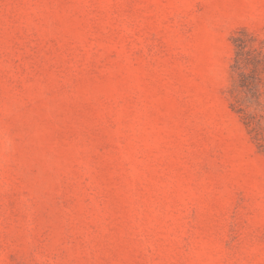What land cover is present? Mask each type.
<instances>
[{"label": "rangeland", "instance_id": "1", "mask_svg": "<svg viewBox=\"0 0 264 264\" xmlns=\"http://www.w3.org/2000/svg\"><path fill=\"white\" fill-rule=\"evenodd\" d=\"M241 28L264 0H0V264H264Z\"/></svg>", "mask_w": 264, "mask_h": 264}, {"label": "trees", "instance_id": "2", "mask_svg": "<svg viewBox=\"0 0 264 264\" xmlns=\"http://www.w3.org/2000/svg\"><path fill=\"white\" fill-rule=\"evenodd\" d=\"M231 39L234 55L230 64V106L248 127L251 116L243 103L254 101L258 106H264V35L241 28Z\"/></svg>", "mask_w": 264, "mask_h": 264}]
</instances>
